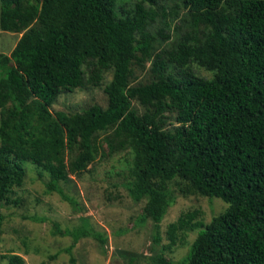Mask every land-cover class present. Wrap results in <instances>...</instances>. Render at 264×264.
<instances>
[{
    "label": "trees",
    "instance_id": "1",
    "mask_svg": "<svg viewBox=\"0 0 264 264\" xmlns=\"http://www.w3.org/2000/svg\"><path fill=\"white\" fill-rule=\"evenodd\" d=\"M134 1L133 9H121L124 17H118L116 0H0V31L16 33L37 23L9 55L0 54V202L17 203L8 194L20 186L25 161L49 176L47 193L74 206L57 183L91 161L89 140L96 131L115 127L129 139L132 153L128 197L133 202L147 197L142 222L149 219L157 230L171 204L155 181L178 177L227 205L197 231L175 264H264V0H180L192 26L208 33L201 43L187 37L154 54L155 35L147 29L157 0ZM150 58L154 80L128 87L130 62ZM90 61L84 78L81 66ZM192 65L213 75L198 77ZM108 68L104 109L49 112L60 94L98 84ZM131 100L144 107L142 115L132 110ZM164 112L174 114L170 130L163 129ZM64 140L79 151L68 170L60 158ZM193 215L168 227L172 242ZM52 226L53 234L71 239L63 249L68 255L82 238L105 243L85 220L72 230ZM2 258L23 264L16 255ZM149 260L168 264L160 254Z\"/></svg>",
    "mask_w": 264,
    "mask_h": 264
},
{
    "label": "rangeland",
    "instance_id": "2",
    "mask_svg": "<svg viewBox=\"0 0 264 264\" xmlns=\"http://www.w3.org/2000/svg\"><path fill=\"white\" fill-rule=\"evenodd\" d=\"M134 3V0H116L118 17H124L121 9L131 11ZM150 7L155 14L153 23L147 29L155 35L152 54L170 50L187 37L194 36L199 43L204 41L208 28L193 27L180 0H157ZM36 25L32 22L16 33L0 31V54L9 55L20 36ZM158 29L162 32L156 35ZM161 33H167L168 39H162ZM151 60L130 62L128 87L154 80L150 73ZM81 69L86 78L92 69L91 61L84 63ZM190 70L198 77L211 78L209 72L196 65H192ZM111 76L112 69L108 68L102 71L98 84H88L60 94L49 107V112L52 115L55 112L79 113L92 105L104 109L106 96L103 88ZM26 102L30 103L31 98ZM130 105L136 115L143 114L145 109L136 100H131ZM1 114L2 111L0 119ZM163 116L166 118L163 129L170 130L175 126L174 114L164 112ZM89 141L91 161L78 173L67 171V181L57 183L74 206L55 192L45 191L49 182L45 172L28 162L20 163L22 182L18 187L12 186L8 194V198L17 203L6 206L0 202V264H8L7 259L2 258L8 254L19 256L23 264H150L149 258L157 254L168 264H175L185 257L197 231L227 208L217 198L200 195L181 178L175 177L162 183L155 181V187L161 188L171 204L166 208L157 230H154L149 219L140 220L147 197L133 202L127 194V186L132 180L129 139L117 132L115 127H108L96 131ZM78 152L76 143L67 146L64 140L60 158L65 170L70 168ZM192 213L194 215L189 223L175 232L172 242L167 234L168 227L178 218L186 221L184 216ZM81 220H85L92 231L102 234L105 243L100 246L92 238H82L73 245L68 255L63 249L71 244V239L53 234L52 224H56L61 231L72 230L80 226ZM197 223L201 226H193ZM154 238L158 240L154 241Z\"/></svg>",
    "mask_w": 264,
    "mask_h": 264
},
{
    "label": "clouds",
    "instance_id": "3",
    "mask_svg": "<svg viewBox=\"0 0 264 264\" xmlns=\"http://www.w3.org/2000/svg\"><path fill=\"white\" fill-rule=\"evenodd\" d=\"M213 74L212 73H209V76H212Z\"/></svg>",
    "mask_w": 264,
    "mask_h": 264
}]
</instances>
